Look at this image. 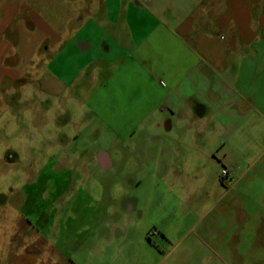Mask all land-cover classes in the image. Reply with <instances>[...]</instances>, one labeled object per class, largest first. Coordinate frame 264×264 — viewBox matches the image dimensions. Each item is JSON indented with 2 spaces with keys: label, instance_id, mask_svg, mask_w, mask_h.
Segmentation results:
<instances>
[{
  "label": "rangeland",
  "instance_id": "374dc122",
  "mask_svg": "<svg viewBox=\"0 0 264 264\" xmlns=\"http://www.w3.org/2000/svg\"><path fill=\"white\" fill-rule=\"evenodd\" d=\"M22 1L67 38L90 19L81 10L91 2ZM113 22L118 33H106L119 42L124 21ZM162 24L122 35L126 49L101 64L94 82L90 57L50 68L58 50L44 52L46 44L26 65L13 49L2 59L0 264H264V27L233 58V70L210 71L240 98L232 110L221 108L232 119L213 110L200 127L163 111L191 63L185 41ZM10 39L0 35L3 50ZM50 71L62 80L52 93L40 90ZM170 140H207L213 152L195 161L200 172L158 178L174 185L176 200L165 190L157 214L162 185L145 177L140 156L166 153ZM100 152L113 159L110 169L98 164Z\"/></svg>",
  "mask_w": 264,
  "mask_h": 264
},
{
  "label": "crops",
  "instance_id": "0c3cea01",
  "mask_svg": "<svg viewBox=\"0 0 264 264\" xmlns=\"http://www.w3.org/2000/svg\"><path fill=\"white\" fill-rule=\"evenodd\" d=\"M83 1L91 2L83 5L81 10L88 9L90 19L79 24L73 35L67 38L63 35L67 31L62 33L63 31L52 29L24 1L0 0V35L11 34V39L6 40L4 50L0 45V64L3 58L11 55L9 50L13 49L15 56L21 59V64L26 65V59L31 58L42 45L46 44L44 52L52 47L58 50L48 63L50 68L54 63L61 66L65 62L68 64V60L74 56L79 58L85 56V59L90 57L94 82L102 73L101 64L115 63L120 59L116 52H123L126 49L127 37L121 38L122 35L128 32L133 36L135 33H141L142 28L144 32L151 29L154 33L166 21L170 23L171 26H168L174 30V34L188 46L191 67L183 77L173 83L163 111L168 109L172 115L178 113L179 118L183 117L193 124L196 122L199 126L206 122L213 110L224 117L230 113L228 116L230 120L232 119L230 106L236 105L240 98L227 83V79L222 78V81L218 82L214 80L210 71L212 67L233 70L235 66L233 58H237L239 50L248 46L256 34L263 30L264 0H126L127 3L123 5H120L123 0ZM115 17H122L125 25L118 36L119 42L106 33L112 30L113 37L118 33L119 30L116 32L118 27L110 26L115 24L113 22ZM111 56L112 59L109 58ZM51 72L53 74V71H50V75L45 74L43 77L40 90L43 88L52 93L61 86L62 80L54 77ZM67 82H63L64 90L70 84L75 86L79 84L76 78L71 79L70 84H66ZM56 96L62 98L63 94ZM226 107L231 110H221ZM147 118L148 116L143 118L144 122ZM170 129L169 121L166 130ZM168 144L175 145L176 148L174 146L166 153L164 151L157 154L147 153L145 159L140 156L145 177L154 176L158 180L173 176L175 180H181L189 172H200L201 167L196 166L195 161L209 156L207 140H170ZM219 146L222 147V143L216 145V151H220ZM182 147L185 148L184 151H181ZM212 152L213 150L210 151ZM102 154L105 158V165L102 168L110 169L114 164L113 159L108 153ZM99 157L98 155L97 162L100 165ZM152 161H155L154 165ZM150 163L157 170L156 175L153 174V166L149 165ZM158 181L157 185H162V188L156 187L159 192L155 212L163 214L164 191L169 192L174 185L164 187L163 182ZM173 197L175 198L174 195L172 199Z\"/></svg>",
  "mask_w": 264,
  "mask_h": 264
},
{
  "label": "built area",
  "instance_id": "2783aa9c",
  "mask_svg": "<svg viewBox=\"0 0 264 264\" xmlns=\"http://www.w3.org/2000/svg\"><path fill=\"white\" fill-rule=\"evenodd\" d=\"M221 176L223 178H229L230 177V172L227 169H222L221 170ZM153 234H155V232H153Z\"/></svg>",
  "mask_w": 264,
  "mask_h": 264
},
{
  "label": "flooded vegetation",
  "instance_id": "af4514ba",
  "mask_svg": "<svg viewBox=\"0 0 264 264\" xmlns=\"http://www.w3.org/2000/svg\"><path fill=\"white\" fill-rule=\"evenodd\" d=\"M103 152H100L98 155L100 156L99 157V163H100V166L103 167L105 165V158L102 154Z\"/></svg>",
  "mask_w": 264,
  "mask_h": 264
}]
</instances>
